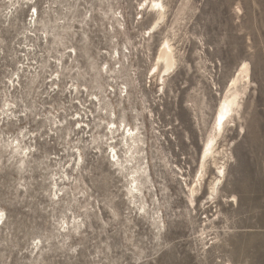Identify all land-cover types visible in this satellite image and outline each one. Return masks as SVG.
Here are the masks:
<instances>
[{
    "label": "rangeland",
    "instance_id": "obj_1",
    "mask_svg": "<svg viewBox=\"0 0 264 264\" xmlns=\"http://www.w3.org/2000/svg\"><path fill=\"white\" fill-rule=\"evenodd\" d=\"M0 264H264V0H0Z\"/></svg>",
    "mask_w": 264,
    "mask_h": 264
},
{
    "label": "bare ground",
    "instance_id": "obj_2",
    "mask_svg": "<svg viewBox=\"0 0 264 264\" xmlns=\"http://www.w3.org/2000/svg\"><path fill=\"white\" fill-rule=\"evenodd\" d=\"M161 6L163 7L162 4H161ZM162 14H163V12H162ZM160 59L165 64V67H166L167 70L170 69V68H172L174 66L175 59H174L172 47L170 46L169 43L163 48L162 53H161V56H160ZM159 62H161V61H159ZM243 71H241V72L243 73ZM237 82H238V80H237ZM234 87H236V85ZM238 96H239L238 90L232 91L230 94H228L226 96L225 100L220 105L221 107H220V109H219V111L217 113V117H216V128L217 129H223L224 126H225V124H226V122L229 120L230 117H232V115L236 111L237 106L239 104ZM113 127H111L112 133H114V128ZM123 129H124V138L127 139V141L125 143V145L127 146V151H126L127 152V159L126 160L127 161H131L134 158V153L137 151V148L139 146V139H138L137 134H135L133 128H128L125 125V127ZM129 140L131 142H129ZM212 143H213V139H211L210 141H208L206 143V145L204 147V150H203V157H206L210 153H212V151H213V147H211V144ZM112 152H114L113 153V158L115 159L118 155L115 152V149L114 148L112 149ZM128 154H130V155L128 156ZM138 171H139L138 168L137 169H134L131 172V174H130L132 176L131 177V185H132L131 189L133 187H136V183L138 182V177L135 174Z\"/></svg>",
    "mask_w": 264,
    "mask_h": 264
}]
</instances>
